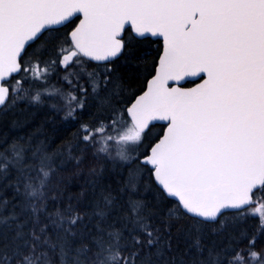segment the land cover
Returning <instances> with one entry per match:
<instances>
[{"label": "snow or ice", "instance_id": "6c2138e0", "mask_svg": "<svg viewBox=\"0 0 264 264\" xmlns=\"http://www.w3.org/2000/svg\"><path fill=\"white\" fill-rule=\"evenodd\" d=\"M0 264H264V0H0Z\"/></svg>", "mask_w": 264, "mask_h": 264}]
</instances>
